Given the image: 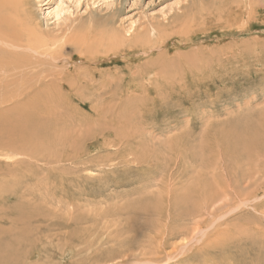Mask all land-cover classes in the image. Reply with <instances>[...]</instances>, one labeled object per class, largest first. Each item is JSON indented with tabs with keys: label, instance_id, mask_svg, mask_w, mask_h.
<instances>
[{
	"label": "rangeland",
	"instance_id": "374dc122",
	"mask_svg": "<svg viewBox=\"0 0 264 264\" xmlns=\"http://www.w3.org/2000/svg\"><path fill=\"white\" fill-rule=\"evenodd\" d=\"M31 1L26 31L6 34L24 47L0 51L1 111L30 98L52 125L34 155L0 145V227L36 240L23 261L147 264L160 244L157 264L264 263V0ZM189 190L205 209L149 243L165 204L128 207Z\"/></svg>",
	"mask_w": 264,
	"mask_h": 264
},
{
	"label": "bare ground",
	"instance_id": "6f19581e",
	"mask_svg": "<svg viewBox=\"0 0 264 264\" xmlns=\"http://www.w3.org/2000/svg\"><path fill=\"white\" fill-rule=\"evenodd\" d=\"M31 2H32L31 0H0V51H3V49H6L7 51H13V52L18 53V52H20V51H18V49H21L22 47H24V44H22L21 41L14 42L12 39H9L6 36V34L22 35L23 32L26 31L27 27L32 22L31 13H30L31 12L30 11ZM66 11H68L67 8L66 9L57 8L53 12V16L56 18V20H59L61 17V13L66 12ZM107 39H108L107 42L118 40V43L121 44V41H119L120 38L117 37L116 35H110V36H108ZM28 42H26L27 44H25L26 47L32 48L33 45L31 46V44ZM161 43L164 44V42H161ZM154 45H157L156 42L152 43L149 46V48L143 49V51L146 52L147 50H150ZM116 46H118V45H112L110 47L116 48ZM83 58L90 59V57H87L84 55H83ZM98 58H100V57L97 56L95 59H98ZM45 95H47V93ZM46 97H44L43 100H46L45 99ZM25 100H27V101H25L23 103H20L19 100L16 101V106H14L12 108V110L8 113H6V112L3 113L5 110L3 111V109H2V111H1V109H0V145L4 146L6 148H9V149H13V150L14 149H17V150H21V149L23 150L24 149V150L31 152L34 155L40 147L45 146V143H47L46 138L52 132V125L50 126V121L47 120L48 116L46 114H48L49 111L46 109L47 107H45L46 105L44 103L35 102L34 100H32L30 98L25 99ZM0 101H2V100H0ZM6 116L7 117L12 116L13 118H9L7 120H6V118L2 119ZM230 132H231V130L221 131L219 133L218 137H220V135H221L222 136L221 139H226L227 134ZM255 144L253 146H255ZM241 146L243 147V151H246V152L251 148L247 142L245 144L242 143ZM232 149H234V148H232ZM250 151H251V149H250ZM198 191L200 193V196L198 198H197V196L193 195L194 193H192V191L189 190V191H186L185 193H183L181 195L172 194V199L171 198H168L169 200L164 199L165 200L164 202H163L162 198L160 200V198L155 197L153 200H151V204L137 203L136 205L128 207V208H129V210L131 209V210L135 211L136 213H140L139 211H142L144 214H150L151 213L150 215H154L156 217H158V216L161 217L162 212L160 211V204H161V206H162V204H165V206H164L165 207V213H164L165 226H161V228L155 227L154 229H152L150 231V233L147 234L146 240L149 241V243H150V240H153V238L157 237L156 235H159V242H161L162 238H164V239H166V244H167V241H168L167 238L172 236V231H173L172 227H170V226H172L173 224H177V221L181 220L184 216H189L192 218L195 216H199V213L202 212L203 209H205L204 205H206V203H209V199L207 197L208 192L202 191V190H198ZM198 191H196V192H198ZM169 193L171 194V192H169ZM244 199H245V197H244ZM247 200H248V198H247ZM242 201H243V199H242ZM263 203H264L263 201H261V202L259 201V203L258 202L254 203V206L256 207L258 205H262ZM139 205H140V207H138ZM223 207H225V206H223ZM233 209H234V207H233ZM11 211L13 212V209H11ZM6 214H7V212H6ZM21 215H22L21 217H22V221H23V218H24L23 214H21ZM217 215H219V214H217ZM4 216H5L4 212H2V213L0 212V223H3V222L6 223V220H3ZM211 218H213V217H211ZM10 219H11V217H10ZM13 220H15V218ZM221 220H222V218H221ZM16 221H17V218H16ZM32 223H34V222H32ZM28 224H30V223H28ZM206 225L208 226L209 223H205V226ZM28 226H30V225H28ZM6 227H8V226H6ZM32 227H33V225L30 226L29 228H32ZM22 228L27 230V228L21 227V229ZM21 231H20V229L18 230L15 227L11 231H9V228H4V226L0 227V236L5 237V238L0 237V264H29L30 263V262L28 263V262L23 261V258L24 259L26 258L25 257V249L26 248H32L33 246H35L36 240H34L32 238L33 242H29L30 240H27L28 234L25 233L22 236V235H20V233H22ZM32 232H34V231H32ZM165 232H166V236L164 237ZM139 237H140V235L133 237L130 240V243L127 242V245L125 247L128 249L131 247L133 248V246H136L137 245L136 242L139 240ZM29 238H30V236H29ZM68 239H70V238H68ZM77 239L75 241L80 240V239H78V240ZM123 240H125V239H123ZM82 241L85 242V239H83ZM119 241L120 240H118V242ZM187 243H188V241H187ZM164 244H165V242L163 241V245ZM199 248L203 249L201 246L197 245L192 249L186 248L185 246H182L179 249L177 248L176 250H178L177 252H180L179 255L189 251L188 255L186 256V259H192L196 255L195 251H197V249H199ZM150 250H151V252H150L151 254H149L148 258H145L144 263L157 264V263H155L154 258L152 256L161 255L162 254V246L160 244H158L156 246H153V248L151 247ZM261 250L264 251V245L261 247ZM175 253H176V251H175ZM175 253H173V254H175ZM31 255H38V254L35 252H32V253H30V256ZM172 255H171V257H172ZM92 257H94V256H92ZM92 257H90V258H92ZM169 257H170V254H167L166 258L168 259ZM183 259H184L183 257L180 258V260H183ZM236 262L237 261H235L234 263L236 264ZM231 263L233 264V262H231ZM239 263H241V262H239ZM78 264H84V263L80 262ZM237 264H238V262H237ZM254 264H264V263L259 260L258 262L254 261Z\"/></svg>",
	"mask_w": 264,
	"mask_h": 264
}]
</instances>
